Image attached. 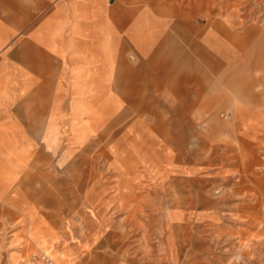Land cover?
Instances as JSON below:
<instances>
[{
  "label": "rangeland",
  "instance_id": "obj_1",
  "mask_svg": "<svg viewBox=\"0 0 264 264\" xmlns=\"http://www.w3.org/2000/svg\"><path fill=\"white\" fill-rule=\"evenodd\" d=\"M167 1L0 0V264L40 251L58 264H106L114 251L145 256L142 264L186 252L193 264L202 255L264 264V0L173 1L170 23L201 49L179 42L218 93L198 101L197 85L169 82L177 75L158 63L144 66L162 35L143 37L144 56L128 42L129 26L170 28ZM91 17L92 28L74 27ZM44 20L57 41L45 47L54 67L35 75L18 52ZM163 44L152 62L170 58ZM96 93L101 104L112 98L108 120L129 114L108 136L88 131L84 140L83 129L107 127L89 117ZM108 108L98 110L102 119ZM72 167L77 182L66 173Z\"/></svg>",
  "mask_w": 264,
  "mask_h": 264
},
{
  "label": "crops",
  "instance_id": "obj_2",
  "mask_svg": "<svg viewBox=\"0 0 264 264\" xmlns=\"http://www.w3.org/2000/svg\"><path fill=\"white\" fill-rule=\"evenodd\" d=\"M173 1L175 0H168L167 3L169 4V8H168V12H169V16L172 17L169 19V25H167L168 27L175 29L176 33H173L171 30H169L168 28H161L160 26V22L158 21V24H148L149 26L148 28H146L145 24H142L140 30H135L134 28H131V26H129V32H128V42L130 43V45H132V48L139 53L140 55L144 56L145 54V48L144 45L142 44V39L143 37L146 36V34H151L153 35L155 38L158 35H162L161 39L158 41H155L156 43V50H154L155 54L152 55L150 57V59L153 61V59L157 56L156 52H162V47H163V43H169L171 45L170 49H169V56L171 59V61L169 62L167 59H163V61H156V62H152V61H147L146 64H144V66L147 67L150 66L149 63L151 65H153L154 63H158V66L160 68H166L167 69V73L172 72L174 75H177V78H168L169 82L171 81H175L177 83H182V84H187V85H192L195 84L198 86V88L195 90L196 91V99L195 101H198V99H204V100H209L210 98H212V96H217L218 93L213 90V89H209L207 90V88L209 87L210 83H211V78L210 75L207 74L206 71H204L203 67H201L199 65L198 62H196V60L192 59L193 57L190 56L189 52L183 48L182 44L179 42L180 39L183 41H187L188 43H190V47L195 46V48L198 50L201 49L200 46L197 45V43H195V41H191L190 40V34L188 32H186V30L180 26V24H172L170 23L171 21H174V17L177 16L178 12H176L177 8L175 7V5L173 4ZM40 5L44 4L43 0H40ZM119 8V7H117ZM79 11V9H78ZM139 10H136L134 12H132V15L134 17L139 15ZM81 14L85 13V10L82 9V11L80 12ZM130 14V11L128 12ZM138 14V15H137ZM136 15V16H135ZM29 20V17H24L22 16L19 21L16 23V25L19 27L23 26L24 24L27 23V21ZM140 20H143V23L146 22L145 21V16H140ZM139 20V21H140ZM93 18H89L88 21H84L83 19L81 20H77L76 22H74V27L77 29H80L81 31L86 27L89 26L92 28V24H93ZM125 21H129V18H126ZM167 23V22H166ZM48 22L46 20H44L42 22V26L41 28H35V30L33 32H31V34L26 36V40H25V45H20V51H22V56L19 57L20 55V51L18 52V58L20 59V61H22L26 66H28L30 68V71L36 75V73L38 74L37 69L39 70L40 75H46L50 72V70H52V68L54 67L52 65V58H51V54H49L47 48H45L46 46H51L54 45V43H56V39H54L52 33L50 32L52 30L51 29H47ZM159 26V27H158ZM90 33L89 36H93V39L95 36L94 32L92 30L88 31ZM1 35V34H0ZM84 36H86L85 34H83ZM86 36V37H89ZM180 37V38H179ZM69 38V37H67ZM72 40V41H70ZM81 41V39H79ZM69 44L72 43L74 41V39L71 37L68 39ZM60 43V40H59ZM81 44V43H80ZM0 45H1V36H0ZM161 50V51H160ZM205 52V51H202ZM84 60L87 59V56H83ZM100 61L96 62V61H90L88 60L87 63L90 61L91 66H89V70L94 73V72H98V70L100 71L102 68L101 63L106 59L103 57H100ZM207 62H208V66L211 68V66L213 67L215 64L213 63V59L209 58V55H206ZM86 66V64H84V67ZM40 67V68H38ZM100 67V68H99ZM216 67V66H215ZM1 87V85H0ZM181 90L188 92L187 91V87L186 86H181ZM13 93L16 92V89H12ZM79 92H76V94H79ZM182 96L185 97V100L189 99V92L188 93H183ZM104 97V94H100V93H96L94 96V100L92 102L96 103L97 105V109L96 111L92 112L91 116L93 118V122H97L100 123L101 125H105L107 126L106 129H99L97 125H95L94 127H89V129L87 128V130L85 131L84 129L79 132V137L86 140L88 138L87 132L90 131L92 132V135H98V137L100 139H102L103 137H106L110 134V132L113 131V129L118 126V123H120L122 120H124L127 115L129 114V109L125 110L124 112H122L121 114H119V116H117L116 118H113L112 120H108L112 117L113 114H115V111L110 109L111 108V104L112 102V98L109 97L107 98L103 104H101L102 100ZM77 101V102H76ZM86 101H89V96L85 95V96H78L77 99L74 101L75 104L74 106L76 107L78 102H82L85 103ZM109 108L107 109V114L106 116L103 118L104 114L103 111L100 112L98 111L99 109H101V107H105L108 106ZM18 108H20V104L17 105ZM105 113V112H104ZM79 119H81V121H83L84 117L83 116H79ZM66 173L68 175H70L71 177H73V179H75V181H78V176L75 175V170L74 168H68L66 169ZM187 247H183L181 250H186ZM188 254H190L189 252H186V258L184 259H179L178 261H175V259H171L169 258L168 255H154L152 257H148L152 262L154 261H161L164 264H178L179 261H185V264H193V261L195 260L193 257H188ZM122 253L114 251L113 253H108L105 256V262L106 264H116L118 261H121V264H142V259H146L145 256L142 255H130L128 258L125 259V257H121ZM191 255V254H190ZM125 260V261H123ZM198 260V259H196ZM201 264H225L224 258L221 255L218 256H213V257H209V256H204L202 255V257L200 258Z\"/></svg>",
  "mask_w": 264,
  "mask_h": 264
},
{
  "label": "built area",
  "instance_id": "obj_3",
  "mask_svg": "<svg viewBox=\"0 0 264 264\" xmlns=\"http://www.w3.org/2000/svg\"><path fill=\"white\" fill-rule=\"evenodd\" d=\"M23 264H58L50 255L46 252H37L32 254L30 258L25 260Z\"/></svg>",
  "mask_w": 264,
  "mask_h": 264
}]
</instances>
